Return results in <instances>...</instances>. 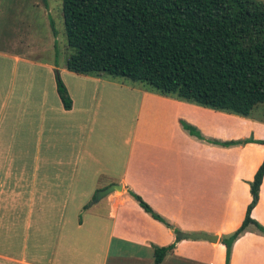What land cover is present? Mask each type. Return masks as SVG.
<instances>
[{"label":"crops","instance_id":"obj_1","mask_svg":"<svg viewBox=\"0 0 264 264\" xmlns=\"http://www.w3.org/2000/svg\"><path fill=\"white\" fill-rule=\"evenodd\" d=\"M12 3L0 0V15ZM37 39L30 32L24 55L0 51V65H23L14 71V82L0 86V264H154V247L174 243L161 264H226L221 240L243 224L253 200L250 183L264 162V144L257 143L264 141L261 118L211 111L119 79L59 69L35 58ZM59 78L72 98L70 110L58 95ZM193 112L227 126V133L206 137L217 144L195 153L194 161L207 163L205 189L193 188V139L180 127L181 120L193 124ZM230 126L237 128L236 137ZM239 141L236 148L226 145ZM225 174L232 183L221 193ZM113 185L123 191L88 208L99 191ZM130 192L174 229L149 217ZM101 203L106 210L95 212ZM193 204L206 207L195 226ZM252 218L264 226V179ZM176 230L216 235L219 241H184ZM230 264H264V236L254 230L241 236Z\"/></svg>","mask_w":264,"mask_h":264},{"label":"trees","instance_id":"obj_2","mask_svg":"<svg viewBox=\"0 0 264 264\" xmlns=\"http://www.w3.org/2000/svg\"><path fill=\"white\" fill-rule=\"evenodd\" d=\"M63 15L73 51L67 70L72 73L143 83L157 94L244 118L257 117L255 112L264 106L262 3L63 0ZM57 91L64 108L70 110L73 101L60 78ZM259 113L264 122V111ZM263 179L264 162L250 183L253 200L243 224L221 240L227 249L226 264L233 245L246 232L264 236V226L252 218ZM130 194L153 219L174 229L139 195ZM175 248V243L155 246L154 264H161Z\"/></svg>","mask_w":264,"mask_h":264},{"label":"rangeland","instance_id":"obj_3","mask_svg":"<svg viewBox=\"0 0 264 264\" xmlns=\"http://www.w3.org/2000/svg\"><path fill=\"white\" fill-rule=\"evenodd\" d=\"M254 1L264 4V0H254ZM10 8L11 10L7 11V13L0 15V51H5L10 54H22V55L27 54L28 48L26 46L25 40L29 39L30 32L32 36H34V32H36L39 48L40 47L41 48L39 54L35 58L39 60H43L45 62H52L54 65L58 66L59 69H67V62L73 51L68 47L66 28L64 24V15H63V0H13V3L11 4ZM46 34L48 35L49 38H46ZM50 36L52 37V47L50 43ZM20 41H22L23 44L18 45L17 42ZM0 61H3V59H0ZM22 67L23 65L20 66L15 62H10L8 64L2 63L0 65V86L6 87L7 85L9 86L10 83L14 82L15 80L13 75L14 71ZM40 70L41 69L39 68L36 70L35 77H38V80L40 79V73H41ZM128 83L130 85H135L137 87H140L144 91L149 89L143 83H133V82H128ZM148 91L157 94L155 91L154 92L151 90ZM26 94L27 96H29L28 92H26ZM26 94H23L22 96L24 97L26 96ZM163 97L170 98L183 103L192 104L193 106L196 107H201L196 104L185 102L183 100H179L171 96L169 97L163 96ZM201 108H205V107H201ZM205 109L212 111V109L209 108H205ZM260 109L261 110H259V112L264 111V106H261ZM110 110L112 113L114 112L112 109ZM259 112L257 110L255 114L257 116H260ZM221 113H225V112H221ZM206 119H208L206 115L201 113L196 114L195 112H193V124H190L185 120L180 121V127L183 130L184 134L193 139V188L195 189L197 187L199 189H205L206 187L210 186V182L207 177L208 175L206 174L207 163L200 159L198 161H194L195 153H197L196 151L199 152L205 151L207 150L206 146H208V144L211 143L217 144L214 143L212 139L206 138V137H211L213 131H215L214 133H217L218 131L227 133L226 123L223 122L221 119L213 120L214 123H210ZM186 126L193 127L196 131H198V133L192 134L186 128ZM235 126H230L231 137H236L235 131L237 130V128L241 134L242 131L241 128L238 126H236L237 127L236 128ZM213 127H215L216 130H213L212 129ZM237 145L241 146L242 142L240 141L234 142L233 145H230V148H236L235 146ZM235 151L236 150H232L231 153L236 154ZM231 169L232 167H230V170ZM231 183H232V176L230 174L229 175L225 174L221 184V193L227 191L228 188H230ZM194 192L195 190H193V195ZM120 194L121 193H119V195ZM92 203L93 201L88 203V208L89 206L92 205ZM95 207H96L94 210L95 212H99L101 210L104 212V210H106L103 203ZM205 211H206L205 205L201 207H195L193 204L192 221L194 226L198 223V221H202L203 213ZM118 222H121V220L119 219ZM166 222L169 225H171L172 228H174V225L171 221L166 220ZM163 225L165 227H169L165 223H163ZM175 234L178 237V232H175ZM182 240L193 241L189 239H182Z\"/></svg>","mask_w":264,"mask_h":264},{"label":"water","instance_id":"obj_4","mask_svg":"<svg viewBox=\"0 0 264 264\" xmlns=\"http://www.w3.org/2000/svg\"><path fill=\"white\" fill-rule=\"evenodd\" d=\"M123 187L121 185H113L105 190H101L96 194V197L92 204H96L103 200L104 198L108 197L109 195L116 193V192H122ZM178 237L180 239H189L193 241L197 240H203L207 241L209 243H217L219 241V237L216 235H206L203 233H196V234H188V233H179Z\"/></svg>","mask_w":264,"mask_h":264}]
</instances>
